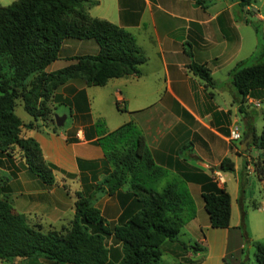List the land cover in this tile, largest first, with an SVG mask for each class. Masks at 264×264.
<instances>
[{
  "label": "crops",
  "instance_id": "crops-1",
  "mask_svg": "<svg viewBox=\"0 0 264 264\" xmlns=\"http://www.w3.org/2000/svg\"><path fill=\"white\" fill-rule=\"evenodd\" d=\"M92 8L97 14H90ZM256 9V4L241 6L239 0H96L88 14L132 35L144 56L138 73L109 78L101 86H88L81 78L66 80L48 102L52 113L56 105L65 106L61 126L30 115L25 120L18 117L33 124L21 134L37 142L44 163L53 167V183L46 185L21 160L0 154L1 196L30 225L43 230L67 225L75 193L87 195L111 169L95 141L131 122L153 165L163 172L149 176V181L154 178L159 186L174 182L191 199L193 214L183 211L185 221L177 237L186 239V244L194 241L201 250L185 256L197 264H240L248 259L245 253L254 251L251 243H264V178L253 168L255 160L264 161V150L250 143L264 126V90H254L239 103L230 71L238 62H264V22ZM97 50L92 39L66 38L45 69L56 70L71 57ZM191 64L206 68L211 84L195 74ZM109 103L119 105L123 115L108 120L104 109ZM15 105L22 107L18 100ZM234 123L241 126V138L231 143L227 133ZM246 133L251 136L243 151L240 145ZM223 158L231 160L232 170L219 169ZM212 168L221 172V183L212 180ZM199 174L228 193L226 227L209 226L195 179ZM94 195V206L105 220L116 221L136 209V195L128 183L111 195ZM162 244L161 254L173 257L168 263L179 261L175 242Z\"/></svg>",
  "mask_w": 264,
  "mask_h": 264
},
{
  "label": "trees",
  "instance_id": "trees-1",
  "mask_svg": "<svg viewBox=\"0 0 264 264\" xmlns=\"http://www.w3.org/2000/svg\"><path fill=\"white\" fill-rule=\"evenodd\" d=\"M250 2L239 0L241 6ZM95 3L96 0H13L0 5V154L13 156L17 151L28 172L46 185L53 183V167L44 163L37 142L22 136V130L33 124L20 121L14 112L15 101L21 102L33 120L46 121L51 117L53 122L48 102L57 86L70 78H81L88 86H101L109 78L137 74V67L144 60L129 32L88 14V7ZM66 38L92 39L98 50L71 57V62L61 68L46 71ZM190 68L211 84L206 68L200 64H191ZM230 78L241 103L254 90H264V62H238L232 67ZM238 111L243 114L241 106ZM261 115L264 118V111ZM95 142L111 169L90 193H75L73 215L67 225L43 230L28 224L0 190V259L11 264H17L18 259L24 264H197V260L185 255L201 248L177 237L185 221L183 211L193 214L191 199L174 182L159 190L149 186V176L158 177L163 172L153 165L136 127L125 122ZM250 143L264 150V126ZM218 166L222 171L232 170L228 158L221 159ZM253 168L258 177L264 178V161L255 160ZM195 179L200 183L209 226L226 227L228 193L208 176L199 174ZM127 183L136 195V209L108 225L94 206V194L111 195ZM106 239H110L109 245ZM244 240L248 241L247 237ZM165 241L175 242L179 261L159 263L160 247ZM251 244L252 264H264V243ZM240 264L249 263L245 259Z\"/></svg>",
  "mask_w": 264,
  "mask_h": 264
},
{
  "label": "rangeland",
  "instance_id": "rangeland-1",
  "mask_svg": "<svg viewBox=\"0 0 264 264\" xmlns=\"http://www.w3.org/2000/svg\"><path fill=\"white\" fill-rule=\"evenodd\" d=\"M11 0H0V4H8L9 2H10ZM251 3H253V4H256V10L261 14V16L263 17V22H264V0H251ZM90 11V14H97V10L95 9V8H92V9H90L89 10ZM249 20H253L251 17H249ZM259 23V22H258ZM261 60H263L264 61V54H263V56H262V59ZM58 87V86H57ZM56 87V88H57ZM55 88V89H56ZM54 89V90H55ZM90 93V92H89ZM263 103V102H262ZM119 106V105H118ZM118 106L117 105H115L114 103H109V105L107 106V108H105L104 110H105V113H106V118H108V120H113V118L114 117H118V115H123L121 112H118V111H120V108H118ZM50 107H51V102H50ZM264 108V107H263ZM15 113L18 115V117L21 119V120H25L26 118H28L29 116V114L28 113H26L24 110H23V108L20 106V105H15ZM66 111V109H65V106H63V105H56L55 107H54V109H53V114H56V115H63V113ZM31 118V117H30ZM52 118H53V116H52ZM68 119H69V117L67 116V118H66V121H65V123H67V121H68ZM47 120H49L50 121V124H53L54 123V121L52 122L51 121V117H50V119H47ZM100 121H102V119H99ZM260 121V120H259ZM12 155L17 159V161H19L20 159H19V157H18V155H19V153L17 152V151H14L13 153H12ZM154 179V178H153ZM152 178H151V181H149V179H148V181H149V186L150 187H153V188H155V189H157V190H159L162 186H159V185H157V181H156V179L155 180H153ZM106 221V223L108 224V225H110V224H113L115 221H108V220H105ZM183 238V237H182ZM107 241H110L109 239H106V244H107ZM182 242H184V243H186V239H182L181 240ZM191 243H193L194 241H190ZM162 245H164V244H162ZM162 245H161V247L160 248H162ZM253 252V251H252ZM245 253V252H244ZM246 254V256H248V259H247V261L249 262L251 259H252V261H253V255H251V254H253V253H251V251H250V253H249V255L247 254V252L245 253ZM41 259H39V261H40ZM171 260H173V257H172V255L171 254H169V253H166V252H163L162 251V254H161V256H160V258H159V263H168V262H170ZM180 260V259H179ZM44 261H46V260H44ZM180 262H182V261H180ZM16 263L17 264H24V260H20V259H18V260H16ZM252 263V262H251ZM0 264H11V262H9V261H6V260H2V259H0ZM65 264H70V263H65Z\"/></svg>",
  "mask_w": 264,
  "mask_h": 264
},
{
  "label": "built area",
  "instance_id": "built-area-1",
  "mask_svg": "<svg viewBox=\"0 0 264 264\" xmlns=\"http://www.w3.org/2000/svg\"><path fill=\"white\" fill-rule=\"evenodd\" d=\"M227 138L231 143H236L237 141H239V139L241 138V128L239 124L234 123L230 125V127L228 128ZM210 172L213 181H215L216 183L222 182V175L219 169L212 168Z\"/></svg>",
  "mask_w": 264,
  "mask_h": 264
},
{
  "label": "water",
  "instance_id": "water-1",
  "mask_svg": "<svg viewBox=\"0 0 264 264\" xmlns=\"http://www.w3.org/2000/svg\"><path fill=\"white\" fill-rule=\"evenodd\" d=\"M63 119H64V115L53 114V121H54V124L56 126H61ZM240 128H241V126H240ZM250 136H251L250 133H246L243 135V137L241 139V145H240L241 150L244 151L246 149Z\"/></svg>",
  "mask_w": 264,
  "mask_h": 264
}]
</instances>
